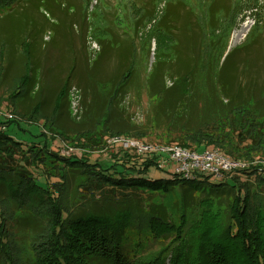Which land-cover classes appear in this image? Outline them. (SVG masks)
Wrapping results in <instances>:
<instances>
[{
    "label": "rangeland",
    "instance_id": "374dc122",
    "mask_svg": "<svg viewBox=\"0 0 264 264\" xmlns=\"http://www.w3.org/2000/svg\"><path fill=\"white\" fill-rule=\"evenodd\" d=\"M153 1L155 18L137 36L132 26L139 7L151 11L145 1L89 0L87 18L81 16L80 0H17L0 9V121L31 116L29 131L43 132L50 151L90 161H108L125 152L109 144L114 133L195 151L215 149L205 144L206 136L239 138L249 147L264 142V0H249L248 8L221 19L217 30H205L197 79L188 83L192 94L181 103L173 97L172 78L198 59L199 30L187 8L169 6L162 24L174 34L175 50L170 38H162L157 49L153 37L159 33L151 27L165 2L173 0ZM184 1L207 22L208 0ZM246 1L232 0L234 6ZM228 4L214 0L211 11L219 15ZM23 40L30 44L26 70ZM160 58L163 63L156 65ZM130 60L136 67L135 83L116 97L110 112H103L97 85L116 82ZM24 71L23 93L7 100ZM161 88H169L164 97L151 99ZM99 115L103 117L93 128L91 122ZM165 170L151 167L148 176L174 173L173 167Z\"/></svg>",
    "mask_w": 264,
    "mask_h": 264
},
{
    "label": "trees",
    "instance_id": "16d2710c",
    "mask_svg": "<svg viewBox=\"0 0 264 264\" xmlns=\"http://www.w3.org/2000/svg\"><path fill=\"white\" fill-rule=\"evenodd\" d=\"M16 1L0 0V9ZM138 1L149 3L151 11L139 7L132 26L135 36L155 18L156 7L153 0ZM227 1L226 11L216 15L211 11L214 0H208L204 23L184 0L166 1L151 27L159 33L153 37L155 47L160 49L161 39L170 38L172 53L176 38L162 24L167 23L169 6L187 8L198 27V59L172 78L178 103L192 94L186 87L197 79L205 30H217L221 19L252 4ZM88 2L80 0L83 18ZM21 46L26 70L30 44L23 40ZM135 69L130 60L116 82L97 85L104 97L103 112H110L116 97L135 83ZM25 75L17 78L18 87L7 100L21 96ZM168 89L150 98H162ZM12 117L0 121V264H264V142L249 147L239 138L206 136V145L244 161L245 167L221 179L175 173L151 178V167L159 170L156 157L126 150L108 161L61 156L49 150L43 132L29 131L33 117ZM102 117L91 122L93 128ZM40 136L41 142L35 139Z\"/></svg>",
    "mask_w": 264,
    "mask_h": 264
},
{
    "label": "built area",
    "instance_id": "2783aa9c",
    "mask_svg": "<svg viewBox=\"0 0 264 264\" xmlns=\"http://www.w3.org/2000/svg\"><path fill=\"white\" fill-rule=\"evenodd\" d=\"M109 144L139 156L156 157L159 169L166 172L165 169L173 167L175 174L185 177L204 174L221 179L227 172L244 166L242 162L227 158L218 149L195 151L175 145H151L126 136H115L110 139Z\"/></svg>",
    "mask_w": 264,
    "mask_h": 264
},
{
    "label": "bare ground",
    "instance_id": "6f19581e",
    "mask_svg": "<svg viewBox=\"0 0 264 264\" xmlns=\"http://www.w3.org/2000/svg\"><path fill=\"white\" fill-rule=\"evenodd\" d=\"M239 36H240V32H239ZM232 37H234V35Z\"/></svg>",
    "mask_w": 264,
    "mask_h": 264
}]
</instances>
